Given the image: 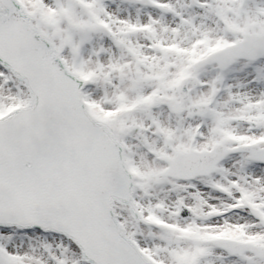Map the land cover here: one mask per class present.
Here are the masks:
<instances>
[{
  "label": "snow or ice",
  "instance_id": "1",
  "mask_svg": "<svg viewBox=\"0 0 264 264\" xmlns=\"http://www.w3.org/2000/svg\"><path fill=\"white\" fill-rule=\"evenodd\" d=\"M0 264H264V0H0Z\"/></svg>",
  "mask_w": 264,
  "mask_h": 264
}]
</instances>
